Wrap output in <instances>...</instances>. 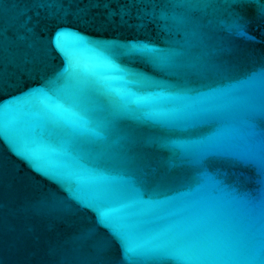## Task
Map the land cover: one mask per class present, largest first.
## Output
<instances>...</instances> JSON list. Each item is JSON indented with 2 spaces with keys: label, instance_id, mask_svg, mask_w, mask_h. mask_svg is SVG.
Segmentation results:
<instances>
[{
  "label": "water",
  "instance_id": "1",
  "mask_svg": "<svg viewBox=\"0 0 264 264\" xmlns=\"http://www.w3.org/2000/svg\"><path fill=\"white\" fill-rule=\"evenodd\" d=\"M0 264H264V0H0Z\"/></svg>",
  "mask_w": 264,
  "mask_h": 264
}]
</instances>
